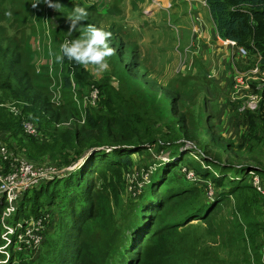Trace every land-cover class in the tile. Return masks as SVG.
Segmentation results:
<instances>
[{
	"label": "trees",
	"instance_id": "1",
	"mask_svg": "<svg viewBox=\"0 0 264 264\" xmlns=\"http://www.w3.org/2000/svg\"><path fill=\"white\" fill-rule=\"evenodd\" d=\"M54 1L69 12L82 7L76 0ZM1 3L0 135L9 140L10 150L16 144L30 161L47 157L59 168L77 163L64 177L42 183L20 197L12 222L47 214L42 213V208L53 209L57 219L53 233L45 235L44 243L42 240V250L40 247L32 259L28 257V262L20 254L17 264H230L217 258L213 248L206 252L207 256H196L191 240L199 241L197 232L192 234V229L198 228L200 237L210 238L230 257L235 255L247 264H262L258 240L264 235V196L252 185L250 172L261 181L264 168L234 164L245 141L234 146L209 125L206 117L207 142H200L194 119L189 122L186 109L179 108V93L160 92L159 86L142 72L136 48H128L112 27L106 28L112 33L110 46L116 49L111 58L126 86L116 91L108 84H91L83 66L65 59L59 63L64 71L63 91L73 93L76 85L81 93L85 87L95 85L99 102L97 112L83 108L84 113L74 107L68 115L60 113L34 87L23 69L21 46L15 43V34L7 33L16 22L13 16L5 15L9 10ZM205 3L218 37L246 52L239 62L250 68L259 60L264 70V0ZM85 10L98 15L96 4ZM86 20L97 26L90 16ZM261 96L255 112L240 113L238 104L235 106L237 113L245 116L248 141H261L257 128L259 123L264 124V90ZM162 101L167 103V117L159 126L162 119L155 109ZM8 105L18 107L19 115L11 113ZM82 112V126L71 123L69 128L54 127L70 118L80 121ZM24 119L38 131H47L52 142L44 145L23 136ZM213 149L226 154L227 160L210 158ZM148 152L159 158L166 154L167 159H158L150 170L146 168L147 179L136 195L129 196L124 190L123 175L133 165L134 155H149ZM186 172H193L195 181H189ZM199 180L211 185L212 196L200 194L196 186ZM3 208L1 202L0 215Z\"/></svg>",
	"mask_w": 264,
	"mask_h": 264
},
{
	"label": "rangeland",
	"instance_id": "2",
	"mask_svg": "<svg viewBox=\"0 0 264 264\" xmlns=\"http://www.w3.org/2000/svg\"><path fill=\"white\" fill-rule=\"evenodd\" d=\"M77 2L82 3V8H88L92 5L98 6V11L104 9V0H76ZM155 1V0H152ZM2 7H6L9 11L12 12V16L15 20V24L8 28V34L16 35L15 43L21 46V65L23 69L29 74L31 82L34 87L40 90L44 96H46L58 111L65 115H68L73 111V108L77 107L78 109H90L98 111V95L95 101L89 98L91 92V85L85 87L81 91L78 90V87L74 85L72 88L73 93H66L67 91L62 89V77L64 71L61 69V65L55 61V55L59 52L61 43L67 38H76L79 36L80 31L83 30V26H86L90 21L86 19L81 22V28L78 31H74L71 37H68V20L67 18L72 14V12L65 11L62 7L57 11L48 8L45 4L41 3L37 8H32L31 4L34 0H1ZM56 2V1H54ZM169 3L170 0H163L162 3L165 5ZM155 3V2H154ZM161 3V9H163V4ZM156 4V3H155ZM170 4V3H169ZM171 10V8H169ZM183 6L179 5L177 10H182ZM124 16L127 13L126 7H124ZM87 16L91 17V20L98 24L101 23L102 28L106 29V21L101 22L102 15H91L88 13ZM142 14L139 13L138 17H141ZM89 18V17H88ZM163 21L159 23V26L164 32L165 38V53L172 56L175 54H181L183 52L185 44L190 40V31L184 25L176 23L174 21V16L171 18L163 13ZM127 22V19L124 18ZM5 28L6 27V24ZM141 27V26H140ZM110 28V27H107ZM114 31V30H113ZM116 33V31H114ZM117 34V33H116ZM119 36V35H118ZM146 38V33L143 34ZM143 36L139 34L138 36H132V40L136 39L141 48L147 52L151 49H147L142 45ZM120 37V36H119ZM121 38V37H120ZM147 42L146 40H144ZM127 47H132L130 44H126ZM174 47L173 48L171 47ZM176 58V57H175ZM241 60V59H239ZM125 61L127 59L125 58ZM109 70L104 72L102 75H95L92 67L84 68L85 71L89 74L91 78V84H108L114 90H120L121 86H126V83H122V76L116 73V62L113 58H109ZM142 67V72L146 74V77L157 84L160 88V92H178L179 94V108L182 111V108L186 109L188 112V121L191 122L194 119V128L199 133V141L207 142L205 137L204 130L207 126L212 125L215 131L218 132L222 137L234 143V146H239L244 143L243 150H241L240 155L235 160L234 164L243 165V166H256L257 168H264V124H260L258 121L257 136L260 137L261 141L251 140L246 136L249 133L247 123L244 115L237 113L235 106L237 103L231 102L232 94V78L235 72L246 73L249 69V65L245 62H232L231 64L219 62V66L214 65L213 63L217 62H194V58L190 54H185L179 56L176 62H140ZM207 65H210L208 67ZM204 71V69H206ZM214 71V79L210 78V72ZM209 72V73H208ZM219 78V80H215ZM259 83L253 81L251 83L250 92L262 95L264 87L258 88ZM96 88V87H95ZM74 103V104H73ZM15 106V105H12ZM16 107V106H15ZM18 108V107H16ZM167 103L162 101L161 104L156 106L155 112L161 116L162 121L159 122V126H163L166 122L165 118L167 117ZM84 109L82 110L84 113ZM82 112V118H70L69 121H62L57 123L54 127L56 129L69 128L71 123H76L79 126H82L84 120V113ZM206 117L208 121L206 122ZM77 120V121H76ZM31 122V121H30ZM70 122V124H69ZM37 129V128H36ZM38 131V129H37ZM23 132V130H22ZM39 135L34 137L36 140L41 141L42 143L49 144L52 142L51 137L47 134V131L39 130ZM23 136L28 137L24 132ZM245 134V139H240L241 136ZM259 134V135H258ZM0 143L5 145L7 148V143L9 140L0 135ZM253 147L249 153H247L249 146ZM9 149V148H8ZM12 150H10L14 155L25 159L28 162L33 163L36 166H41L38 168H52L53 166L56 170H64L71 168L73 170L77 163L69 166L67 168H59L55 164H52L47 157H40L38 161H30L26 158L23 153L18 149L16 144H12ZM253 150V152H252ZM147 154L134 155L132 157L133 165L125 171L123 175L126 178V184H124L125 192L130 196L136 195L138 189L141 187L144 180L147 179L145 175V169L150 170L153 162L156 160H166L167 155H161L160 158L155 155L153 152H148ZM157 157V158H155ZM210 158L220 160L224 162L227 160V155L217 149H213ZM70 170V171H71ZM70 171H66L70 172ZM183 171V170H182ZM182 171L180 174L182 175ZM65 173L61 175L60 178L65 176ZM144 173V174H143ZM59 179V178H58ZM55 180V179H54ZM261 183L264 187V179L261 178ZM200 188L199 192L205 197L212 196L214 190L211 189V185H206L202 180H199L196 184ZM39 187V186H38ZM36 187V188H38ZM210 188V189H209ZM42 200V199H41ZM31 206V203H29ZM113 206V204H111ZM42 213H46L48 216V224H46V229L42 234L43 243L45 235L52 234L54 231V224L57 219V214L53 209H41ZM32 217V216H31ZM29 218V217H28ZM25 219V218H24ZM22 220V219H20ZM193 222L192 224L199 226L200 224ZM197 232L196 238L199 241H193L194 251L198 258L207 256L206 252L213 248L217 254V258L223 260L226 263H236V264H247L245 261H240L234 256L230 257L228 251H221L219 247H215L213 240L208 237H200L202 234L200 228L192 229V234ZM258 245H264V235L258 240ZM43 246V244H42ZM209 246V247H208ZM211 246V247H210ZM42 247L40 248V251ZM262 250V249H261ZM8 262L7 264H17L20 259V253L8 250L7 252ZM1 260H5L4 255H1ZM30 259L33 258V255L28 256ZM26 262H28V258ZM240 261V262H238Z\"/></svg>",
	"mask_w": 264,
	"mask_h": 264
},
{
	"label": "built area",
	"instance_id": "3",
	"mask_svg": "<svg viewBox=\"0 0 264 264\" xmlns=\"http://www.w3.org/2000/svg\"><path fill=\"white\" fill-rule=\"evenodd\" d=\"M73 1V0H67ZM205 5V3H204ZM234 47L237 52L236 56L240 59L246 57V52L241 48H236L231 41H225ZM259 61V60H258ZM255 62L246 73L235 72L232 78V94L231 102L238 104V112H255L262 100V96L251 93V83L256 81L259 87H264V70L259 66V62ZM74 87V86H73ZM89 98L96 100L98 90L91 87ZM14 115H19L18 108L12 105L7 107ZM22 130L29 137H37L39 135L35 125L29 120L22 121ZM0 203H4V208L0 215V255H4L5 260H1L0 264H7L8 250H12L28 257L35 254L41 247L43 240L42 234L45 231L48 214H42L39 217H29L22 220L12 222L13 216L16 214L17 204L20 197L33 188L42 183L52 181L61 177L66 171L56 170L52 168H38L31 162L26 161L14 155L5 145L0 143ZM252 185L256 190L264 196V187L258 176L253 175ZM186 178L189 181H195L193 172H186ZM262 264H264V245L262 248Z\"/></svg>",
	"mask_w": 264,
	"mask_h": 264
},
{
	"label": "crops",
	"instance_id": "4",
	"mask_svg": "<svg viewBox=\"0 0 264 264\" xmlns=\"http://www.w3.org/2000/svg\"><path fill=\"white\" fill-rule=\"evenodd\" d=\"M163 0H104V9L97 11L102 15L101 22L106 21V28L112 27L130 48H136L140 56V62H176L185 54H190L194 62H217L216 66L236 61L237 50L225 41H222L212 23L205 0H170L162 3ZM156 4H155V3ZM161 3L163 9H161ZM205 3V5H204ZM179 5L183 6L182 10H177ZM124 7L127 13L124 16ZM171 8V10L169 9ZM141 13L142 16L138 17ZM163 13L170 18L174 16L176 23L184 24L190 31V40L185 44L183 52L170 56L165 53V38L159 23L163 21ZM127 19V22L124 20ZM102 27L101 23L99 24ZM141 26V27H140ZM146 33V38L143 34ZM143 36L142 45L149 47L151 51L145 52L136 39L132 36ZM146 40L147 42H145ZM174 50V47L171 46ZM176 57V58H175ZM210 67V65H207ZM204 69V71H206ZM209 73V72H208ZM210 78L215 77L214 71L210 72ZM219 80V78H215Z\"/></svg>",
	"mask_w": 264,
	"mask_h": 264
},
{
	"label": "clouds",
	"instance_id": "5",
	"mask_svg": "<svg viewBox=\"0 0 264 264\" xmlns=\"http://www.w3.org/2000/svg\"><path fill=\"white\" fill-rule=\"evenodd\" d=\"M41 3L48 8L57 11L62 7L59 2L54 0H34L32 8H37ZM5 15L12 17V12L7 11ZM88 13L82 7H75L72 14L67 18L68 37L74 31H78L82 26L81 22L87 18ZM112 33L102 27L93 24L83 26V30L76 38H67L61 43L59 53L55 55L57 63H63L65 59L84 68L92 67L95 75H102L109 70V58L116 54V49L110 46Z\"/></svg>",
	"mask_w": 264,
	"mask_h": 264
}]
</instances>
